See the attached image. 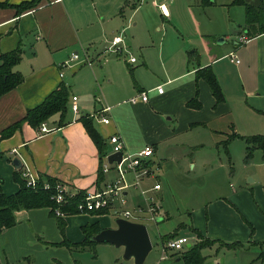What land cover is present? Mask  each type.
<instances>
[{
	"label": "crops",
	"instance_id": "1",
	"mask_svg": "<svg viewBox=\"0 0 264 264\" xmlns=\"http://www.w3.org/2000/svg\"><path fill=\"white\" fill-rule=\"evenodd\" d=\"M26 1L30 0H0V54L19 48L21 59L12 71L23 77L16 87L0 95V133L18 123L9 136L0 137V186L5 194L18 191L14 175L25 170L44 184L49 179L56 181L68 193L103 189L111 181L108 174L114 171L112 166L108 172L102 171L112 148L108 139L112 133L122 137L128 152L151 147L149 159L157 172L162 170V162H155L162 161V142H169L171 148L188 145L178 140L180 133L196 131L219 141L230 132L231 137L239 135L233 131L239 118L252 136L264 135V32L249 36L244 26L232 45L216 43L212 35L220 36L221 31L209 28L205 21L201 27L196 17V6L210 4L203 5L201 0H145V4L143 0H39L20 10L17 6ZM159 4L167 5L168 16L161 13ZM151 12L159 21L137 18L139 14L147 18ZM139 25L143 30L135 31ZM119 34L123 41L128 39L144 50L141 64H134L135 60L92 67L93 59H89L90 65L85 58L79 59L88 44L102 41L96 52L99 58L108 51L109 40ZM240 37L246 41H239ZM147 47L156 51L160 64L149 62ZM231 54L239 61L231 60ZM66 67L67 72L61 71ZM206 68L217 79L220 100L200 73ZM60 84L69 90L66 111L41 122L50 131L39 134L40 125L35 128L24 117ZM159 85L162 93L156 90ZM145 90H149L146 102H130ZM73 96L77 97L76 113L71 110ZM105 107H109L103 112L110 118L109 124L93 116ZM81 116L89 118L102 139L103 156ZM253 152L255 164L264 168V148L256 147ZM15 157L20 167L13 164ZM249 182L252 186L189 213L191 240L210 241L201 249L200 264H264V175L254 173ZM128 193L127 188L124 195ZM50 210L15 211L16 223L0 233V264H72L70 254L62 248L76 247L62 242H81L85 224L97 222L105 227L99 223L103 214L54 216ZM161 216L166 214L161 212ZM58 221L63 222V230ZM73 228H79V236L70 235ZM212 247L218 254H209ZM174 261L185 264L180 257Z\"/></svg>",
	"mask_w": 264,
	"mask_h": 264
},
{
	"label": "rangeland",
	"instance_id": "2",
	"mask_svg": "<svg viewBox=\"0 0 264 264\" xmlns=\"http://www.w3.org/2000/svg\"><path fill=\"white\" fill-rule=\"evenodd\" d=\"M246 1L252 4L264 3V0ZM146 2L143 0L144 4ZM196 11L198 13L196 17L201 22V27L204 28L205 25L203 26L204 22L202 21H205L208 23L209 28L214 29L216 32L221 31L222 35L216 36L214 34L212 37L216 43H218L219 39H222L225 42L223 44L225 46H228V44L232 45L237 32L241 31L245 26V7L232 3V0H214L204 8L196 6ZM146 17L143 14L137 15L139 20L143 18L159 21V17L152 12L147 14ZM184 21L186 19L183 18ZM183 26L188 28L189 25L184 23ZM157 27L155 26L154 28L157 30ZM164 28L165 25L162 24V30ZM171 28V30H175L174 27ZM141 30L143 29L140 25L135 28V31ZM169 35H171L170 32ZM102 43V41H99L88 44L87 48H85V54L81 51L79 59L81 60L85 57L93 59L92 67L102 64H130V57L136 59L134 64L142 63L145 55L144 50L134 47V44L132 46L128 39L123 41L124 50L121 53L108 50L103 52L99 58H96V52L99 51ZM146 49V56L149 57V62L151 64H160L156 51L153 48L147 47ZM125 67L127 68V66ZM67 70L69 68L66 67L61 71L67 72ZM247 129L249 128H246L244 121L241 122L238 118L237 125H233V131L239 134L237 136L231 137L232 132H230V135H225L219 141H213L203 135V133L197 134L196 131H192L180 133L178 137L180 142L188 145L180 144L171 148L169 142H162V150H159L162 155V161L155 160L156 163L162 162V170L157 172L159 169L154 166L152 168L153 175L142 178L138 186L128 187L129 193L127 195L119 194L114 197L111 208L99 217L100 225H105L104 228H114L116 219L121 218L117 216V211L128 210L134 216L126 219L143 223L147 228L152 244V249L143 264H163L165 262L174 264L176 257H180L181 262H183L181 253L176 255L169 252L164 260L160 258L163 240L173 233H178V236L192 238L194 233L190 227L192 225V218L189 215L191 211L194 212L200 206L206 207L230 192L252 186L253 183L249 182V177H253L254 173L258 174L260 171L264 175V168L255 164L256 160L253 150L251 155H248L247 146L249 144L245 138L254 134L250 132L252 130L248 131ZM197 142L204 144L201 146L194 145ZM156 173L159 175L158 179ZM116 177L117 173L115 171H111L107 176L110 180H114ZM127 178L130 182V174L127 175ZM156 183L160 185V189L151 190ZM142 191H145V194H142ZM150 198L160 206L159 215L157 214L161 218L159 221L153 219L152 214L147 210ZM123 199L125 200L124 203ZM138 208H143V211L134 213ZM161 212L166 214L163 219ZM70 235L72 237L74 235L75 237L79 236V228L78 230L73 228ZM191 243V245L196 244L194 238ZM186 248L187 246L184 247V250ZM62 249L70 254L72 264H134L132 258L125 259L123 257V246L117 247L111 243H90L83 245L81 248ZM209 251V254H218L216 247H212Z\"/></svg>",
	"mask_w": 264,
	"mask_h": 264
},
{
	"label": "trees",
	"instance_id": "3",
	"mask_svg": "<svg viewBox=\"0 0 264 264\" xmlns=\"http://www.w3.org/2000/svg\"><path fill=\"white\" fill-rule=\"evenodd\" d=\"M39 0H30L21 3L17 7L22 10L32 7L38 3ZM213 0H201V4L205 5L207 3H212ZM234 4H240L245 7L246 22L245 29L249 36H254L258 33L264 32V3L260 2L258 4H252L246 0H232ZM3 5V4H1ZM21 59V52L19 48L12 50L10 52L0 54V95L4 92L16 87L22 80L23 77L16 71H12V66L17 64ZM207 69V68H206ZM202 73L207 79L208 84L212 90L213 95L216 100L221 99V91L218 85L217 79L214 74L211 73L209 69L202 70ZM69 96L68 87L64 84H60L58 88L54 89L41 104L31 108L27 111L24 120L30 125L37 128L41 122L49 119L52 115L59 113L60 117L64 115L67 107V100ZM86 130L94 143L99 147L100 153L104 155V145L102 139L92 127L89 118L85 116L80 117ZM18 123L10 126L6 130L0 133V137L9 136ZM232 136H237V134H232ZM248 142V155L254 148H264V135H255L245 138ZM15 180L19 183L20 187L18 191L13 194H5L0 186V233L16 223L15 211L20 209H30L39 207H50L51 214H54V209L58 206L57 203L52 198L56 192L55 186L56 181L49 179L48 188H44L40 180H38V185L35 188L26 186V182L19 174V171L14 175ZM86 192L77 191L73 195L69 196L66 194V202L58 206L61 211L66 214L79 213L77 211V203L81 201ZM107 212L106 209L93 211L91 213L104 214ZM60 229L63 230V222L58 221ZM84 233V239L79 243H70L67 240L63 241L62 244L68 247H78L81 248L85 244L95 243L90 240V237L95 233L99 232L102 228L97 222L93 224H85L81 227ZM175 234H169L167 237H174ZM166 239V238H165ZM210 241L205 240L203 242H198L186 248V250L181 253L182 259L185 264H200L203 261V256L201 254V249L209 244Z\"/></svg>",
	"mask_w": 264,
	"mask_h": 264
},
{
	"label": "built area",
	"instance_id": "4",
	"mask_svg": "<svg viewBox=\"0 0 264 264\" xmlns=\"http://www.w3.org/2000/svg\"><path fill=\"white\" fill-rule=\"evenodd\" d=\"M159 9L163 15L168 16L169 15V9L167 5L165 4H159ZM239 41L245 42L246 38L240 37ZM108 50L115 51L117 53H121L124 50L123 47V38L122 36L115 35L109 40V46ZM74 59L78 58V55L75 54L73 56ZM231 60H234L235 62H238L239 60L237 57L233 54L230 55ZM85 63L88 65L91 64V61L85 57L84 59ZM134 57L129 58V62L133 63L135 62ZM67 65V64H65ZM62 74L60 73V76ZM156 90L158 93L163 92L162 85H159L156 87ZM148 92L149 90H145L139 93V95L133 96L130 98V102L136 103L137 101L141 100L143 102H146L148 100ZM76 96L72 97V104H71V110L73 112H78V106L76 104ZM109 109V107H105L95 113H93V116L97 118L99 122L102 124H109L110 118L105 116L103 112L105 110ZM40 132L39 134L49 132L50 129L46 126L45 123L40 124ZM109 142L112 145V148L110 150V153L113 152H121V159L119 162L113 161L112 163L106 162L102 165V171L108 172L110 166H112L113 170L117 173V177L114 180H111L108 182L105 187L101 190H94V191H86L83 199L77 203V211L79 213H88L93 211H98L102 209H109L112 206L114 197H116L119 194L124 195L125 190L130 186H138L142 180V178L146 176L153 175V169L152 165L150 163L149 156L152 152V148L149 146L144 147L143 149L131 153L125 150V145L122 137L118 133H112L108 135ZM13 152H16L13 150ZM107 154V155H108ZM107 157V156H106ZM130 174L131 181L129 182L127 175ZM22 177L24 178L26 182V186L35 188L38 185V178L30 174L28 171L22 172ZM44 188H48L49 185L47 183L43 184ZM56 192L53 195L54 201L57 203L58 206L63 205L66 202V194L71 196L75 192H66L63 186L59 183L55 186ZM160 189V185L156 183L153 185L151 190H158ZM142 194H145V191H142ZM123 199V203H124ZM56 207L54 209V214L56 216H64L66 213L61 211L59 207ZM147 210L152 214V218L157 220V217L159 215L160 206L157 205L155 202H153V199L150 198L148 204H147ZM143 211V208H138L134 211V213H140ZM117 216H120L122 218H129L131 216H134L130 211H117ZM158 214V215H157ZM191 242V237L188 236H175L172 238H169L164 241V243L161 244V256L160 258L163 260L167 257L169 252H180L184 250V247Z\"/></svg>",
	"mask_w": 264,
	"mask_h": 264
},
{
	"label": "water",
	"instance_id": "5",
	"mask_svg": "<svg viewBox=\"0 0 264 264\" xmlns=\"http://www.w3.org/2000/svg\"><path fill=\"white\" fill-rule=\"evenodd\" d=\"M219 39L217 42L221 43ZM121 152H113L107 155L108 163L114 160L119 162ZM13 164L17 167L21 166L20 160L15 157ZM161 218L157 217V220ZM95 243H111L117 247L123 246V257L125 259H133L134 264H143L147 255L152 249V244L146 226L140 222H134L125 218H117L114 228H102L99 232L90 237Z\"/></svg>",
	"mask_w": 264,
	"mask_h": 264
}]
</instances>
